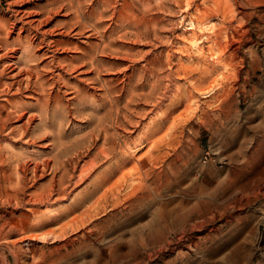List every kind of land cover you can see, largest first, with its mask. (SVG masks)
Here are the masks:
<instances>
[{
	"label": "rangeland",
	"instance_id": "374dc122",
	"mask_svg": "<svg viewBox=\"0 0 264 264\" xmlns=\"http://www.w3.org/2000/svg\"><path fill=\"white\" fill-rule=\"evenodd\" d=\"M142 1L149 11L130 8V0H0V38L9 33L6 49L20 47L9 57L21 60L23 47L39 58L17 67L35 65L44 76L58 149L70 150L104 114L99 89L124 87L123 104L126 77L132 85L142 77L143 92L160 81L143 108V131L127 137L152 127L144 149L133 159L98 160L82 185H61L64 200L33 197L51 190L53 162L36 182L20 173L23 187L0 167V264H264V0ZM79 10L85 14H73ZM129 14L140 29H122ZM110 28L102 77L87 84L89 68H73L81 53L98 57ZM50 41L58 51L46 47ZM148 67L160 76L149 80ZM77 90L89 104L73 99ZM9 138L0 137V161H8L9 147L29 169L57 153L43 148L51 139L24 146ZM82 160L71 163L79 162L76 174Z\"/></svg>",
	"mask_w": 264,
	"mask_h": 264
},
{
	"label": "bare ground",
	"instance_id": "6f19581e",
	"mask_svg": "<svg viewBox=\"0 0 264 264\" xmlns=\"http://www.w3.org/2000/svg\"><path fill=\"white\" fill-rule=\"evenodd\" d=\"M130 1L132 3L130 8L134 9L136 5L139 4L143 10H150L149 3L147 1ZM122 6L125 7V3ZM115 8L112 10L114 18L116 15ZM121 11L122 10H120L119 13H121ZM73 14L83 15L85 13L79 10L77 13ZM129 16L132 17V14H129ZM137 20L138 19L135 17H132V20H130L132 23L122 29L125 30L128 27H135V30H137V28H139ZM131 24H135V26H132ZM0 28L3 32L4 25L1 24ZM21 30H23V28H21ZM146 30L147 32L151 31L150 28H146ZM107 32H109V35L106 36L104 32V35L100 36L101 45H96V54L98 57L90 56V53L87 52L81 53L82 58L79 61L81 64L80 67L73 68V70L76 71L89 68L86 73H82L84 76H93L90 79L84 80L87 84H93V82L100 80L102 72H104L100 59L106 57L107 52H109L110 44L112 43V41L109 40L113 38V35H111L113 33L111 28L107 30ZM6 34V38H0V52L7 50L5 53L0 55V137L8 136L10 137L9 140L11 139L12 144L16 145L17 143H22L24 146H33L39 141L51 139L52 143H47L43 148L52 146L54 149H57V153L54 154L51 160L47 158L43 160L40 165L39 163H35L33 168L29 169L27 166L29 161L23 163L20 162V158H18V155L14 153L15 148L13 149L12 147H9V151L11 152L8 161L1 160L0 167H10L12 174L17 176L18 184L22 185L20 187H23L25 178L20 177V173L23 176H25L26 173L30 174L33 182H36L37 180L44 178V170L49 167L51 162H53L52 178L50 181V184L52 185L51 190L48 194L33 195V197H37V203H48L50 200H52V203H55L59 200H64L59 199L58 197L60 194H65L64 192L66 187L62 188L61 185L67 183L68 187L71 185L74 188L78 187L81 183H83V181L85 182V179H88L89 174L96 169L98 160L104 159L107 161L111 160V158L117 157L120 161L127 155L129 158L133 159L134 154H137V152L144 149L143 143L145 140L150 138L153 132L152 127H145L143 136L141 135L137 138L135 137L134 139H128L127 137L131 138L132 135L140 134L143 131L141 121H143L147 116V113L143 112V108L150 105V103L154 100L155 95L158 93L160 83L159 79L156 80L155 85L154 83H150V91L143 92L139 90V92L138 88L143 86L146 81L144 82L142 77H138L137 82L134 81L135 83L132 85L131 77H126V80L128 81L126 85L130 88L127 92V99L123 104L121 101L123 99L124 87L120 89L118 86L99 89L103 92V95L98 97L100 101V109L97 111H104V114L98 118L97 124L93 126L86 135L79 139L81 141L72 146L70 150L58 149L61 146L60 136L54 134L52 131L55 124L52 121V117L49 116L51 100L48 98L49 95H46L44 83L41 82L44 76H41L39 71H36L35 65H26L23 69H18L17 67L22 59H26L27 63H29L39 58L36 59L34 55H29V50L23 47L20 49L22 51L21 60L16 59L15 61L14 58L9 57L8 52L12 53L19 50L20 47L15 50L13 49V51L6 49L9 33ZM121 35L125 37V33ZM129 35H134L135 37L136 33H130ZM146 36L148 37V35ZM139 40L140 39L136 37L134 42L137 44ZM107 41H109L108 45L106 44ZM46 47L49 49L51 48L54 51L59 50L55 41H50L46 44ZM74 49L78 50L79 47H75ZM145 56L144 58H147V56H149V52H147ZM75 59L77 58L75 57ZM114 60L117 62H123V59L118 57V55L115 56ZM147 66H149V63H147ZM145 71L148 74L149 80H154L158 77V70L153 67H148ZM2 80L6 81L2 82ZM30 93L34 94L36 97L28 95ZM76 94L77 95L73 98L76 102L80 101L83 105L89 104V98L87 96L84 97L85 93L77 90ZM25 100H32L33 103L27 104L25 103ZM30 110H37V113L30 112ZM56 112L58 111L56 110L55 113ZM136 119L139 121L136 122ZM35 121H38V125L33 126L32 124ZM86 140H88L87 143ZM99 142H102L101 146H98ZM131 146H133V149H131ZM2 150L3 149L0 145V153ZM151 151L152 150L150 148L147 153L150 154ZM19 155L22 157L23 152ZM80 155H83V160L81 161L82 165L80 166L78 174H76V165L79 162H76L75 166H72L71 163L76 161ZM88 158L89 160H85ZM14 163H17V165H14ZM66 163H69V167L71 165L69 169L65 168ZM40 166H42L41 170H39ZM115 167L117 172L122 171V167L119 163H116ZM39 171L41 173L37 175ZM57 171H61L62 173L61 176L59 175L60 177L57 189L55 190V173ZM4 177L8 178L6 174H4ZM121 178L122 176L120 179Z\"/></svg>",
	"mask_w": 264,
	"mask_h": 264
}]
</instances>
